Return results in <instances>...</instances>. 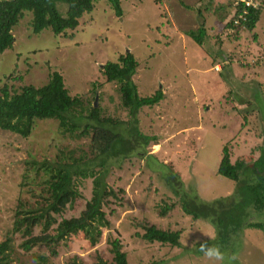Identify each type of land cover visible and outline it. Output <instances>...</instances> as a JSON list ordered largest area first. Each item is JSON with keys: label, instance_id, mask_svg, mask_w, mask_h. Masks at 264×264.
Instances as JSON below:
<instances>
[{"label": "rangeland", "instance_id": "obj_1", "mask_svg": "<svg viewBox=\"0 0 264 264\" xmlns=\"http://www.w3.org/2000/svg\"><path fill=\"white\" fill-rule=\"evenodd\" d=\"M222 1L120 0L122 14L117 16L109 0H95L92 11L84 13L78 25L64 34L55 36L50 29L32 34L30 12L12 28L15 40L12 48L0 55V79L2 73L13 71L21 77L20 83L10 82L15 87H40L58 71L71 96L84 95L85 102L102 114L128 120L127 109L120 106L118 85L106 81L101 65L129 51L139 62L132 75L138 94L151 95L157 90L164 94L159 103L137 113L136 127L152 139L127 157L107 160L102 184L117 194L102 205L109 225L95 223V244L82 232L70 234L48 264H67L72 256L84 264H97V257L111 261L110 241L116 238L129 264H210L198 250L205 241L221 247L224 264H264V230L244 227L223 241H211L202 233L215 236L211 222L200 220L191 226V217L178 205L166 215L160 214V206L175 198L167 183L159 181L155 169L171 170L185 190H195L199 200L211 202L229 196L236 188L232 180L216 174L222 147L229 143V160L240 172L256 158V146L262 139L264 5L252 32L242 29L234 39L223 27L234 9L221 11ZM59 9L64 8L59 5ZM201 23L207 35L199 44L187 32L198 30ZM73 120L79 129L85 123ZM126 125L120 127L122 131ZM52 139L88 153V138L73 139L59 133L54 119L37 120L27 138L0 129V240L12 226L19 200L23 209L43 203L42 180L28 161L52 159L57 150ZM75 185L90 198L91 177L76 179ZM77 215L74 206L57 219ZM256 218L263 220L264 212ZM151 224L180 230V245L142 239L143 227ZM18 244L20 236L15 235L12 264H34L32 254H24ZM233 255L235 260L230 259Z\"/></svg>", "mask_w": 264, "mask_h": 264}, {"label": "trees", "instance_id": "obj_2", "mask_svg": "<svg viewBox=\"0 0 264 264\" xmlns=\"http://www.w3.org/2000/svg\"><path fill=\"white\" fill-rule=\"evenodd\" d=\"M252 1L257 5L246 4L241 0L236 4L231 0L222 1L221 11L228 8L229 13L234 9L232 17L223 26L230 31L231 35L228 37L237 39L242 29L252 32L255 28L260 20L264 2ZM109 2L115 15L121 16L120 0ZM94 4L95 0H0V55L12 48L15 40L12 28L24 17L25 12H30L31 15L29 25L32 34L50 29L58 36L68 29H74L79 18L92 11ZM59 5L63 6V11L59 9ZM200 25L198 30L187 32L199 44L204 42L207 35L204 24ZM253 34L255 39L257 34ZM243 56L241 55V59ZM258 57L255 59L256 63L259 61ZM138 66V60L129 51L120 53L115 60H108L101 65V72L106 81H114L118 85L120 106L127 109L131 117L128 120H117L102 114L97 107L89 106L85 102L84 95L71 96L58 71H53L48 81L40 87L30 84L15 87V84L10 82L20 83L21 77L15 76L13 71L1 74L0 129L27 138L37 120L54 119L58 123L59 133L69 134L73 139L85 135L88 138L89 150L88 153L81 152L79 146L69 148L52 139L51 144L57 149L52 159L28 161V166L34 167L42 180L43 203L39 207L27 209L26 206L23 209L22 201H18L12 226L0 240V264H12V242L15 235L20 236L18 245L22 252L32 254L34 264H48L49 259L58 256L61 242L70 234L82 232L85 239L95 244V223L109 225L102 205L111 196L116 198L117 194L112 188L102 184L107 160L118 156L127 157L141 144L145 146L152 139L136 127L137 113L144 106L156 105L164 95L160 90L146 96L138 94L136 84L132 80ZM74 118L85 121L80 129ZM246 121L247 117L244 116L243 122ZM124 122L127 125L122 131L120 127ZM77 130L79 131L76 134ZM261 134V142L256 146V158L244 164L240 172L229 160V143L222 147L216 174L232 180L236 188L229 196L218 197L211 202L199 200L195 190H185L181 186L179 176L171 170L161 172L155 169L159 181L162 179L167 183L170 194L175 198L160 206V214L164 216L178 205L191 217V226L200 220L211 222L215 240L220 241L244 227L264 230V219L256 218L264 212V128ZM149 156L152 155L146 157ZM89 177L92 178L91 196L85 198L76 187L75 180ZM81 204L83 207L79 209ZM74 206L78 209L77 216L57 219L65 209ZM143 228L140 237L144 240L156 241L162 245H180V230L161 229L152 224ZM110 243L112 260L97 257V264H129L120 241L116 238ZM67 264L84 263L77 256H72Z\"/></svg>", "mask_w": 264, "mask_h": 264}, {"label": "clouds", "instance_id": "obj_3", "mask_svg": "<svg viewBox=\"0 0 264 264\" xmlns=\"http://www.w3.org/2000/svg\"><path fill=\"white\" fill-rule=\"evenodd\" d=\"M202 233H204L211 241L215 240V236L212 235L211 233L208 232H202ZM188 234L189 233L186 234V237L188 236ZM183 242L186 244L187 243L186 239ZM198 250L204 254V256L207 258L210 264H224L225 262V253L221 250V247L219 245L209 244L207 241H205L199 244ZM230 259L235 260L236 256L233 255L230 257Z\"/></svg>", "mask_w": 264, "mask_h": 264}, {"label": "built area", "instance_id": "obj_4", "mask_svg": "<svg viewBox=\"0 0 264 264\" xmlns=\"http://www.w3.org/2000/svg\"><path fill=\"white\" fill-rule=\"evenodd\" d=\"M242 1V0H241ZM246 2V4H253L254 6H256L257 4L255 2H253L252 0H243Z\"/></svg>", "mask_w": 264, "mask_h": 264}]
</instances>
